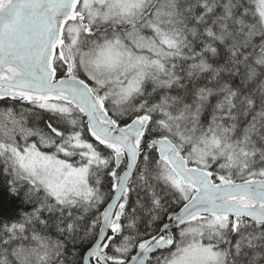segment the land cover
I'll return each instance as SVG.
<instances>
[{"label": "snow or ice", "instance_id": "1", "mask_svg": "<svg viewBox=\"0 0 264 264\" xmlns=\"http://www.w3.org/2000/svg\"><path fill=\"white\" fill-rule=\"evenodd\" d=\"M0 264H264V0H0Z\"/></svg>", "mask_w": 264, "mask_h": 264}]
</instances>
